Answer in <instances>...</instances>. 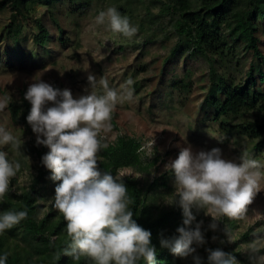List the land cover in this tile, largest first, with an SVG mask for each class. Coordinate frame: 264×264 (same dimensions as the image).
I'll use <instances>...</instances> for the list:
<instances>
[{
  "label": "rangeland",
  "instance_id": "1",
  "mask_svg": "<svg viewBox=\"0 0 264 264\" xmlns=\"http://www.w3.org/2000/svg\"><path fill=\"white\" fill-rule=\"evenodd\" d=\"M188 1L192 9L197 8L198 0ZM108 7H116L138 26L133 38L113 34L105 25L95 24L98 12ZM174 7L173 0H57L51 7L36 4L22 10L14 23L8 7L0 10V97L9 94L10 103H20L22 91H26L37 77L61 90L69 89L73 97L86 94L89 74L95 75L97 80L106 78L118 91L129 79L133 81L130 86L132 99L117 102L105 143L123 135L140 141L142 167L145 168H123L117 177L134 178L144 189H149L148 185L155 178H161L160 183L167 179L166 186L159 184L146 194V204L154 210L174 205L167 203L174 192V177L166 165L185 146H191L193 152L216 147L226 159L237 162L246 154L264 161V143L258 147L257 140L239 133L226 138L218 121L213 120L214 108L210 105L212 98H224V89H218L221 77L239 82L251 66L256 90H264L252 52L242 43L233 42L223 27L222 34L228 43L226 55L212 64L195 53L187 36L179 32L177 23L181 18ZM39 24L49 30L43 45L33 41ZM259 27L258 46L264 56V21ZM97 91H102L99 85ZM244 117L253 116L227 117V121L237 123ZM0 126L22 140L19 151L11 145L3 146L9 159L19 161L21 165L11 179L10 187L14 190L9 192L20 193L33 184L38 176L40 159L49 149L37 145L36 134L29 124L12 122L8 107L0 110ZM36 147H45L41 157L35 154ZM42 169L46 171L44 166ZM261 186L264 188V180ZM54 189L40 202L45 208L43 213L53 206L49 200L54 197ZM247 207L249 216L255 212L264 214V190L258 192ZM53 211L59 214L55 207ZM197 213H202L196 221L202 222L201 230L206 240L202 246L194 245L195 254L200 257L204 255L202 247L218 246L222 240L229 244L240 240L236 250L248 257L245 249L250 241L243 242L242 235L249 232L253 237L264 234V220L242 221L225 217L213 231L208 228L211 217L203 210ZM228 228H232L228 231L230 241L223 234V229ZM182 264H192V258H184Z\"/></svg>",
  "mask_w": 264,
  "mask_h": 264
},
{
  "label": "clouds",
  "instance_id": "2",
  "mask_svg": "<svg viewBox=\"0 0 264 264\" xmlns=\"http://www.w3.org/2000/svg\"><path fill=\"white\" fill-rule=\"evenodd\" d=\"M95 24L129 39L138 32V26L116 7L99 11ZM87 81L86 94L73 97L69 89L61 90L37 77L24 95L31 104L26 121L36 134V143L49 149L41 162L50 171V179L59 181L49 202L62 215L70 238L63 254L74 261L84 257L89 264H155L151 233L133 219L132 201L122 177L102 172L97 166L101 159L98 154L107 146L105 138L112 128L115 106L118 101L132 99L133 81L129 79L120 91L104 77L97 80L89 74ZM97 85L102 90L99 93ZM10 102L9 94L0 97V110ZM21 144L20 137L0 126V199L14 190L11 179L21 167L19 161L9 159L3 146L11 145L19 151ZM166 167L174 177V192L167 203L182 209V224L175 235L161 239L160 244L174 256L205 264L195 254L194 245L202 246L206 240L194 209L211 217L208 228L213 231L225 217L264 220V214L258 212L247 215V206L264 190V161L246 154L237 162L226 159L216 147L193 152L191 146H185ZM27 216V210L0 212V235ZM223 231L230 241V234ZM206 251V264H238L235 256L222 248ZM245 251L250 264H264V234H255ZM7 260V253L0 254V264H7Z\"/></svg>",
  "mask_w": 264,
  "mask_h": 264
},
{
  "label": "trees",
  "instance_id": "3",
  "mask_svg": "<svg viewBox=\"0 0 264 264\" xmlns=\"http://www.w3.org/2000/svg\"><path fill=\"white\" fill-rule=\"evenodd\" d=\"M57 0H0V10L8 7L11 10L12 23L16 22L17 15L30 6L44 4L53 6ZM175 10L179 11V32L188 38L193 51L214 63L226 55L227 41L222 34L223 27L231 36L233 42H240L252 52L257 61V73L264 83V56L258 46L260 22L264 21V0H198L197 8L192 9L188 0H173ZM39 31L34 35L33 41L37 45L45 44L49 30L42 24L38 25ZM253 66L250 67L245 78L239 82L221 77L218 89H224L223 100L212 98L210 105L214 108L213 120L218 121L219 129L229 138L230 134L239 133L250 140H257L256 146L264 143V90L257 91ZM26 91H22L20 103H10L8 106L10 119L14 124L27 125L26 117L31 105L24 99ZM251 114V118H243L240 122L230 123L227 117ZM222 118V119H221ZM106 147L99 152L98 168L110 171L118 176L119 170L132 168L143 170L141 159V143L133 137L118 136L113 142L106 143ZM45 147H36L35 154L41 157ZM42 158L38 176L28 190L20 193H6L0 199V212L6 210H27L28 216L13 228L5 230L0 235V254L7 253V264H89L88 260L81 257L74 261L71 256L63 254V249L70 244V238L65 232V221L62 215L54 213L52 206L45 213L44 205L40 202L50 194L59 181L50 179V171H43ZM155 178L148 188H155L159 184L166 186L167 179L159 182ZM128 189V196L132 201L133 219L144 229L151 233V245L156 250L155 264H182L184 258L174 256L168 248L162 247L161 239L175 235V229L182 224V209L174 204L168 209L152 208L146 204L147 192L139 181L131 177H122ZM49 210V212H48ZM196 219L202 213L194 209ZM194 226V225H193ZM230 226V225H229ZM232 228L226 229V233ZM225 236V233L223 231ZM253 235L244 233L241 240L249 242ZM240 241V240H239ZM220 243L202 247L201 257L206 264V249L222 248L226 253L235 256L238 264H250V259L241 255L236 250L238 242ZM23 245V247L20 246ZM143 264V262H141Z\"/></svg>",
  "mask_w": 264,
  "mask_h": 264
}]
</instances>
